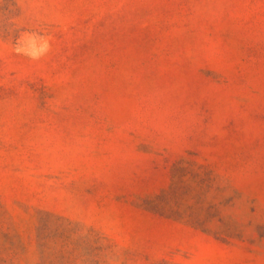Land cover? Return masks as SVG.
Masks as SVG:
<instances>
[{"label":"rangeland","instance_id":"374dc122","mask_svg":"<svg viewBox=\"0 0 264 264\" xmlns=\"http://www.w3.org/2000/svg\"><path fill=\"white\" fill-rule=\"evenodd\" d=\"M0 264H264V0H0Z\"/></svg>","mask_w":264,"mask_h":264}]
</instances>
